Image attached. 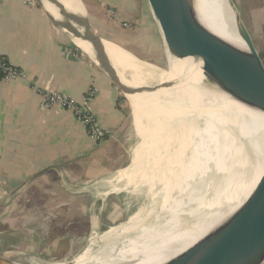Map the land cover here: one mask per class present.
I'll use <instances>...</instances> for the list:
<instances>
[{
    "label": "bare ground",
    "instance_id": "obj_1",
    "mask_svg": "<svg viewBox=\"0 0 264 264\" xmlns=\"http://www.w3.org/2000/svg\"><path fill=\"white\" fill-rule=\"evenodd\" d=\"M48 2L49 9L72 31L79 35L86 32V16L79 0ZM179 18L198 30L201 20L220 38L209 44L218 57L244 74L252 68L248 43L231 0H185ZM75 43L102 67L106 68L99 52L111 62L109 73L132 97L134 120L143 134L142 148L139 145L133 151L132 165L112 178L134 183L136 191L146 186L155 199L150 209H141L128 225L109 234L110 239L126 231L128 235L130 229L129 236L121 239L126 243L118 249L117 258L106 251L108 246L97 254L84 252L70 264H161L179 253L196 250L224 216L253 197L261 182L264 156L247 138L248 131L264 133V113L205 89L201 69L184 79L181 75L192 66L191 59L168 60L170 86L176 92L161 94L153 85L157 75L133 54L108 41L105 47L81 39ZM211 102L222 113L210 107ZM223 113L235 118L228 119ZM210 174L213 177L207 183ZM140 194L138 190L136 195ZM263 218L264 203H260L239 215L232 229H254ZM159 250L162 253L157 255Z\"/></svg>",
    "mask_w": 264,
    "mask_h": 264
},
{
    "label": "crops",
    "instance_id": "obj_2",
    "mask_svg": "<svg viewBox=\"0 0 264 264\" xmlns=\"http://www.w3.org/2000/svg\"><path fill=\"white\" fill-rule=\"evenodd\" d=\"M79 1L94 33L151 65L168 62L146 0ZM108 8L117 11L116 20L109 18ZM124 22L134 27H124ZM83 51L37 1L0 0V56L29 75V81L0 82V253L11 259L16 254L19 263L36 247L31 233L46 224L26 208L48 204L49 181L72 172L90 183L128 164L119 89ZM91 85L99 91L91 108L105 129L100 141L89 136L72 112L42 108L37 90L54 87L80 99ZM89 173L95 177L84 178Z\"/></svg>",
    "mask_w": 264,
    "mask_h": 264
},
{
    "label": "rangeland",
    "instance_id": "obj_3",
    "mask_svg": "<svg viewBox=\"0 0 264 264\" xmlns=\"http://www.w3.org/2000/svg\"><path fill=\"white\" fill-rule=\"evenodd\" d=\"M232 2L249 30L264 63V0H232ZM81 51L83 50L81 49ZM84 53L96 61L90 54ZM146 65L157 75L153 85L159 93L176 92L175 87L170 86L172 82L169 80L171 68L169 61L163 66L166 68L168 65L165 70L157 68L156 65V67L147 63ZM148 82L146 81L145 84L148 85ZM117 89L120 93L118 103L124 107L126 113L127 123L124 128V136L130 148L128 164L121 168L124 169L132 165L135 148L139 145L142 148L143 134L138 130L134 120L132 97L129 94L126 95L118 86ZM142 124L147 128L146 120H143ZM189 151L190 148L187 147V155L190 154ZM94 177L93 173L84 176L89 179ZM212 177L213 174L208 176L207 183H210ZM86 182H88L87 179H83L81 175L75 176L72 172L63 173L62 176L55 177L54 183L48 182L46 187L48 204L45 207L26 208V211L30 210L31 215L34 214L38 217L39 223L46 221V224H40V227L31 233L33 235L31 243L36 247L29 250L31 253L25 255V262L20 264L67 262L84 252H89L91 255L97 254L108 246L106 251L111 252V257L114 259L118 257V249L126 243L121 239L129 236L130 229L128 235L126 231L120 236L113 234L110 239L109 234H112L115 228L128 225L133 216L141 209H150L154 204L155 196L149 192L146 186L138 188L141 194L136 195L138 190L136 191L134 183L113 179L112 175L90 181V183ZM85 186L90 190H84ZM35 194L36 197L39 196L38 193ZM41 194L43 196L44 192ZM187 221H190V218H187ZM126 228L128 229V227ZM112 245L115 247L114 250L110 249ZM15 255L12 259L9 258L15 260Z\"/></svg>",
    "mask_w": 264,
    "mask_h": 264
},
{
    "label": "water",
    "instance_id": "obj_4",
    "mask_svg": "<svg viewBox=\"0 0 264 264\" xmlns=\"http://www.w3.org/2000/svg\"><path fill=\"white\" fill-rule=\"evenodd\" d=\"M35 1L45 8L54 25L63 30L74 42L76 39H81L94 46L105 47L106 41L118 45L94 33L87 19L86 32L82 35L77 34L62 19L54 15L47 4L48 0ZM146 2L158 26L168 60L171 58L179 60L191 59L193 62L192 66L181 75L184 79L191 76L197 69H201L204 76L202 86L205 89L226 94L231 99L264 113V63L255 47L249 30L236 8L242 37L247 41L252 57V68L245 74L236 68L233 63L223 61L212 51L209 44L219 42L220 38L211 32L200 19L201 29L199 30L188 27L180 20V13L184 7L185 0H146ZM118 46L129 53L124 47ZM101 53L99 52L98 54L105 62L106 68L100 64L98 65L127 95L125 88L117 79L110 75L109 70L113 66L111 62L104 58L105 55ZM141 62L151 64L145 61ZM158 67L165 70L168 65L166 68ZM210 107L222 113L220 107L212 102ZM223 115L228 119L235 118L230 114L223 113ZM248 132L247 141L252 146L257 145V148L253 146L254 150L264 156V133ZM262 176L253 197L243 207L239 206L232 213L224 216L203 239L196 250L184 251L161 264H264V218L254 229L249 227L232 229L239 215L245 214L252 207L260 205V203H264V173ZM160 251H157V255ZM71 262L72 260L59 264H70ZM0 264L20 263L0 253Z\"/></svg>",
    "mask_w": 264,
    "mask_h": 264
},
{
    "label": "built area",
    "instance_id": "obj_5",
    "mask_svg": "<svg viewBox=\"0 0 264 264\" xmlns=\"http://www.w3.org/2000/svg\"><path fill=\"white\" fill-rule=\"evenodd\" d=\"M25 1L27 3H33L34 0ZM107 14L111 20H116L117 11L114 8H108ZM122 24L127 28L134 27L131 23L124 22ZM17 80L29 81V75L21 67L10 62L5 56H0V82L9 83ZM37 90L41 95L42 108L58 106L69 110L86 127L92 139L100 141L105 138V129L91 108L92 101L99 92L95 85H91L80 99L68 93L61 92L54 87H41L37 88Z\"/></svg>",
    "mask_w": 264,
    "mask_h": 264
},
{
    "label": "trees",
    "instance_id": "obj_6",
    "mask_svg": "<svg viewBox=\"0 0 264 264\" xmlns=\"http://www.w3.org/2000/svg\"><path fill=\"white\" fill-rule=\"evenodd\" d=\"M119 100H120V99L118 98V102H119ZM118 104H119V103H118Z\"/></svg>",
    "mask_w": 264,
    "mask_h": 264
}]
</instances>
